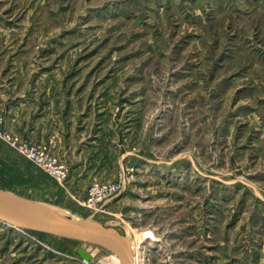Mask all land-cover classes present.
I'll list each match as a JSON object with an SVG mask.
<instances>
[{
	"label": "rangeland",
	"instance_id": "1",
	"mask_svg": "<svg viewBox=\"0 0 264 264\" xmlns=\"http://www.w3.org/2000/svg\"><path fill=\"white\" fill-rule=\"evenodd\" d=\"M59 121L61 144L29 133ZM95 183L119 192L89 207ZM0 191L116 228L137 264H264V0H0ZM0 264L116 262L0 222Z\"/></svg>",
	"mask_w": 264,
	"mask_h": 264
},
{
	"label": "water",
	"instance_id": "2",
	"mask_svg": "<svg viewBox=\"0 0 264 264\" xmlns=\"http://www.w3.org/2000/svg\"><path fill=\"white\" fill-rule=\"evenodd\" d=\"M12 197L0 191V222L21 230L99 245L114 252L120 258L121 264H135L132 244L116 228L89 221L48 218L29 210ZM77 253L86 262L93 259L84 249H79Z\"/></svg>",
	"mask_w": 264,
	"mask_h": 264
},
{
	"label": "built area",
	"instance_id": "3",
	"mask_svg": "<svg viewBox=\"0 0 264 264\" xmlns=\"http://www.w3.org/2000/svg\"><path fill=\"white\" fill-rule=\"evenodd\" d=\"M20 148L21 152L26 157L31 159L38 167L47 172L57 182L61 184L67 182L69 178L67 167L60 163L47 149L29 147L27 145H22ZM118 192V186L95 183L89 188L86 204L89 207L98 208L99 205L103 206L110 199L116 197Z\"/></svg>",
	"mask_w": 264,
	"mask_h": 264
},
{
	"label": "crops",
	"instance_id": "4",
	"mask_svg": "<svg viewBox=\"0 0 264 264\" xmlns=\"http://www.w3.org/2000/svg\"><path fill=\"white\" fill-rule=\"evenodd\" d=\"M60 123H62V121H59V125L58 124H55L54 127H53V124L52 123H51V125H49V124L39 125L38 123H36L35 125H32L30 127L29 133L30 134H37V133H39V134L42 135V137H44L46 139L48 137H51V136H52V138L55 137L56 138V141L59 144H61V137H62V141L64 142V140H65V137L64 136L67 135V133L63 130V126H61ZM54 128H56V129H54ZM26 129H25V132H26Z\"/></svg>",
	"mask_w": 264,
	"mask_h": 264
},
{
	"label": "bare ground",
	"instance_id": "5",
	"mask_svg": "<svg viewBox=\"0 0 264 264\" xmlns=\"http://www.w3.org/2000/svg\"><path fill=\"white\" fill-rule=\"evenodd\" d=\"M10 196V195H9ZM12 197V196H11ZM15 199V198H14ZM16 200V199H15ZM16 201H18L19 203H21V205H23L24 207H26V208H28L29 210H31V211H34V212H36V213H38V214H40V215H43L42 214V212L39 210V209H37L36 207H34L33 205H30V204H27V203H24L23 201H19V200H16ZM44 216V215H43ZM89 222H91V221H89ZM3 223V222H2ZM92 245H95V244H92ZM96 246H98V247H101V248H104V247H102V246H99V245H96ZM104 249H106V248H104ZM106 250H108V249H106ZM87 251V250H86ZM109 251V250H108ZM88 252V251H87ZM112 254H113V259L115 260V262H116V264H121V261H120V258L114 253V252H112V251H110ZM89 253V252H88ZM134 257V256H133ZM134 263L135 264H137V262H136V258L134 257Z\"/></svg>",
	"mask_w": 264,
	"mask_h": 264
}]
</instances>
